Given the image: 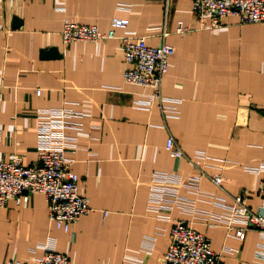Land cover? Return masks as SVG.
Returning <instances> with one entry per match:
<instances>
[{
  "label": "crops",
  "instance_id": "obj_1",
  "mask_svg": "<svg viewBox=\"0 0 264 264\" xmlns=\"http://www.w3.org/2000/svg\"><path fill=\"white\" fill-rule=\"evenodd\" d=\"M191 3L0 0V159L35 164L40 111H70L65 158L91 208L63 231L49 221L42 194L19 205L8 201L0 206V264L36 261L49 236L70 264H162L170 228L180 220L223 252L220 264H264L256 254L264 233L224 215L236 195L251 211L262 203L257 186L264 170L248 167L264 165V24L231 15L210 32L199 28ZM113 17L128 20L113 39L62 41L64 21L107 32ZM178 21L192 30L176 34ZM121 37L173 47L162 98L148 109L141 101L150 89L124 81ZM169 135L186 157L166 150ZM197 168L204 173L200 195L177 186L184 203L165 200L171 208L158 217L148 199L152 175L185 181ZM214 174L224 179L220 188L210 180ZM241 228L242 239L235 235ZM146 236L154 237L151 252L142 249Z\"/></svg>",
  "mask_w": 264,
  "mask_h": 264
},
{
  "label": "built area",
  "instance_id": "obj_2",
  "mask_svg": "<svg viewBox=\"0 0 264 264\" xmlns=\"http://www.w3.org/2000/svg\"><path fill=\"white\" fill-rule=\"evenodd\" d=\"M191 8L199 23V28L210 32L219 28L224 18L234 15L240 23L264 24V0H192ZM128 24L125 18L113 17L107 32H101L95 25H85L64 21L61 38L64 43L72 41L97 42L115 38V29L124 28ZM192 30L177 22L175 33L184 35ZM166 34L164 33L163 36ZM123 59L128 65L123 78L126 83L150 89L146 99L141 101L144 108L152 107L153 103L161 100L160 84L168 70V58L173 54V47L165 42L149 45L144 38L121 37ZM40 94V90H36ZM164 117L165 108L160 107ZM73 114L66 109H45L40 111L37 124V160L35 164L24 165L18 157L5 161L0 159V206H5L10 200L16 205L26 203L31 194H42L47 202L48 219L57 229L68 231L81 215L90 212L88 199L79 191L78 175L70 170L65 158L66 136L64 130L69 126ZM0 129V141H1ZM165 148L174 157H186L175 139L169 135ZM206 158V154H200ZM198 155V156H200ZM199 173L185 181L182 178L171 177L166 173L156 172L151 177L149 192L150 207L158 217L165 215L163 211L170 210V205H164L165 200L180 206L185 198L178 194L177 186L185 185L198 193ZM253 173H260L264 165L248 167ZM212 183L220 188L224 181L220 174L210 177ZM257 192L262 203L257 211H251L243 204L241 195L233 197V205L224 212L225 219H239L264 233V179L259 181ZM226 207L222 202H216ZM223 217V215H222ZM221 219L219 220H222ZM236 217V218H235ZM215 220L217 217L214 218ZM235 235L242 239L244 230L241 228ZM154 237L146 236L142 249L151 252ZM43 253L32 263L18 260H6L1 264H70L67 255L56 249L55 239L47 237L42 245ZM256 254L264 260V247ZM223 252L213 251L210 239L203 233L197 232L184 221H177L169 231V245L162 257V264H220Z\"/></svg>",
  "mask_w": 264,
  "mask_h": 264
},
{
  "label": "water",
  "instance_id": "obj_3",
  "mask_svg": "<svg viewBox=\"0 0 264 264\" xmlns=\"http://www.w3.org/2000/svg\"><path fill=\"white\" fill-rule=\"evenodd\" d=\"M13 19H14V20H13V21H14V23H13V24H18V21H17V19H16L15 17H14Z\"/></svg>",
  "mask_w": 264,
  "mask_h": 264
}]
</instances>
